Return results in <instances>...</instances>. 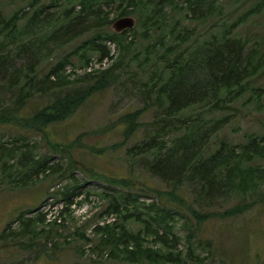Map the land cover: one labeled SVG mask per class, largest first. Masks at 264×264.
I'll use <instances>...</instances> for the list:
<instances>
[{
  "label": "trees",
  "instance_id": "trees-1",
  "mask_svg": "<svg viewBox=\"0 0 264 264\" xmlns=\"http://www.w3.org/2000/svg\"><path fill=\"white\" fill-rule=\"evenodd\" d=\"M181 1L186 4H180ZM239 1V7H242L248 0ZM28 5L30 9L24 11L25 7H19L8 16L0 9V90L11 92L9 106L0 110V124L14 122L10 120L13 116L22 126L36 130L68 119L90 97L118 82L120 72L117 74L115 69L123 63L122 58L99 75L88 72L73 78L75 76L67 72V68H75L69 64H75L71 54L77 53L76 50L57 59L40 75L37 61L43 53L41 49L44 46L53 49L47 51L46 55L50 56L57 49L95 32L78 46L80 50L88 51L82 55L85 68H89L92 54H97L99 61L112 57L108 42L116 43L126 57L134 44L126 39L135 36L136 27L121 32H108L105 28L123 16L145 18L146 23L141 26L144 28L143 39L148 44L138 65L143 67L151 63L154 54L159 63L150 68L147 81L140 79L144 107L120 115L116 122L100 130L111 129L121 122L125 125L123 135L127 140L141 126L148 129L150 125L149 137L129 147L127 155L133 163L142 161L150 177L165 187L157 189L148 185L150 191L157 194L150 192V196L157 198L153 201L144 200L137 192L104 191L109 205L101 212V218L114 215L115 220H104L102 225L98 222L93 230L100 236L103 248L111 247L110 257L114 259L133 263L146 261L148 264H187L191 256L196 260L192 244L187 246L189 251L185 259L178 250L179 236L175 227L179 220L184 219L185 225L192 221L202 225L213 218L238 217L253 207L254 201H249L247 194L264 184V167L253 164L257 158L264 159V136H250L247 142L240 144L232 143L220 134L232 121L230 110L238 111L234 104L244 96H247L244 106L264 110V84H257L264 78V30L258 34L238 33L252 17L264 12V0H251V4L232 21L222 18L225 11L222 0H30ZM173 10L184 11L186 18L205 23L217 14L211 27H218V30L200 41L197 27L190 28L178 18L169 22ZM155 36L156 39L151 40ZM140 55L137 53L132 59H138ZM37 95L50 96V101L29 117H17L16 114ZM154 106L161 109L156 117L150 123L141 121L143 113ZM206 113L211 114V118H206ZM84 133L71 144L55 143L54 146L62 153H71L72 146H85L81 138L88 132ZM213 140L217 147L212 150ZM24 147H28L23 152L28 158L23 163L26 166L33 159L32 144L16 146L14 143L9 147L0 144V151L12 156ZM47 161L44 158L33 164V176L48 174L60 167L58 162L50 165ZM3 164L9 166L6 161ZM99 175L113 189L115 186L133 187L129 176ZM58 193L55 192V196ZM233 193L244 194L245 199L222 210L198 208H208V200ZM78 195H82L81 190L77 195L73 190H66L63 202L55 200L47 204L53 207L52 219L48 217V211L42 209L21 211L3 229L0 240L25 246L31 244L23 242L24 238L35 243L38 235H44L46 240L52 234L58 235L56 226L62 225L65 212L78 204L75 200ZM163 200L170 208L159 205ZM57 205L61 207L55 208ZM173 206L178 210H173ZM182 207L191 215L182 214ZM129 221L142 223L144 231L129 230L125 225ZM15 223L20 226L19 230L11 229ZM76 234L85 239L84 230H77ZM187 235L190 238L195 235L194 227L189 228ZM148 237L169 249L145 246ZM131 243L133 248L129 246Z\"/></svg>",
  "mask_w": 264,
  "mask_h": 264
},
{
  "label": "rangeland",
  "instance_id": "rangeland-1",
  "mask_svg": "<svg viewBox=\"0 0 264 264\" xmlns=\"http://www.w3.org/2000/svg\"><path fill=\"white\" fill-rule=\"evenodd\" d=\"M44 1L47 2L48 0ZM29 2L30 0H0V9L3 15L8 16L19 7H25L24 11L30 9ZM240 3L239 0H222L225 7L222 18L234 20L238 13L251 4V0H248L242 7H239ZM180 4L185 5L186 3L181 1ZM131 16L135 18L134 27H136L137 32L135 36L132 35L126 39V42H134L130 53L124 57L126 54L122 55L121 48L114 47L117 50V60L123 58V63H120L121 66L119 65L115 69L117 74L120 72L118 82L108 86L105 91L90 97L68 119L51 123L46 128L36 130L35 128L24 127L16 121L18 118L11 115L10 120L14 122L0 124V144L3 146L9 147L14 143L16 146H22L26 143L33 145L31 151L33 159L26 166L23 163L28 158L23 152L28 147L21 148L20 151L16 150L12 156L0 151V234L21 211L53 209L47 204L55 200L63 202L66 190L67 192L73 190L75 195L78 191H82V195L75 197V200L78 201L77 205L81 209L75 211L71 207L69 212H65L64 218H62L63 224L56 226L59 228V230L57 229L58 235L52 234L47 240L44 235H38L35 243L33 240L28 239L27 241L24 238L23 242L31 244L25 246L21 244L10 245L0 240V264H148L146 261L133 263L111 258V247L103 248L100 243V236L95 234L93 230L95 225L104 219L101 218V212L109 205V199L104 195V191L108 193L115 191L137 192L143 195L144 200L153 201L157 198L153 195L150 196V192L157 194L155 191H150L148 185L155 186L157 189L165 187L159 180L150 177L142 161L133 163L127 155L129 147L135 143L143 142L149 137L152 128L150 125H148V129L141 126L127 140H124L123 129L125 125L121 122L116 123L111 129L100 130L116 122L120 115L144 107L145 101L141 91L140 79L142 82L147 81L150 77V68L159 63L156 58L157 54H154V60L151 63L139 67L138 63L144 58L146 54L144 48L148 44V41L143 39L142 31L144 28L141 26L146 23V20L145 18L138 19L135 15ZM176 18L182 20L184 25L190 28L197 27L200 41L218 30V27H211L218 18L217 14L208 18L205 23V21H192L186 18L184 11H171L169 22ZM105 30L114 31L113 23L107 26ZM263 30L264 12L252 17L244 26L240 27L238 33L241 35H246L247 32L258 34ZM94 34L95 32L84 35L57 49L50 56L46 55L47 51L53 49L44 46L41 49L43 53L39 55L37 61V68L41 70L40 75L44 74L57 59H61L66 54L76 50L77 53L71 54L75 64H69L75 68H67V72L75 76L73 78L81 77L88 72L99 75L112 67L117 60L98 66L94 63L95 60H98V55L92 54L90 61L93 63V67L90 71L85 68L82 55L87 54L88 51H85L84 48L80 50L78 46ZM155 39L156 36L151 40ZM49 46H52V43ZM76 47L78 48L76 49ZM137 53H141L139 58L132 59ZM64 72L67 74L65 70ZM257 84H264V78L259 80ZM10 95L11 92L7 93V91L0 90V110L9 106ZM155 95L153 93V97ZM246 98L247 96H244L234 104L238 111L230 110L233 112L231 113L233 114L232 121L220 133L221 137L229 139L232 143L244 144L250 136H257L258 138L264 136V110H259L250 105L244 106L243 102ZM49 101L50 96L37 95L16 115L17 117H29ZM160 110L159 107L154 106L148 112L143 113L140 120L150 123ZM205 116L211 118V114L206 113ZM84 132L88 133L85 134ZM83 133L85 135L81 139L82 145L85 146H72L71 153H62L54 146L55 143L71 144ZM115 144L118 145L114 147ZM216 147L217 142L213 140L211 149ZM44 158L48 160L47 163L50 165L58 162L60 167L48 174L33 176V164H36L38 160H44ZM5 161L8 162L9 166L5 167L3 164ZM253 164L264 167V159L257 158ZM99 173L116 177L129 176L133 180V187L119 188V186H115L113 189L108 186L109 183L100 178L102 175ZM66 186H68L67 189ZM55 192H59V195L55 196ZM246 198L249 201H254L253 207L238 217L213 218L203 222L202 225L192 221L185 225L184 219H180L179 215L177 216L180 219L175 227V232L179 236L178 250L182 252V257L185 259V254H188L189 251L187 246L192 244V251L197 256L196 260H194V256H191L187 264H264V184H261L256 191H250ZM244 199V194L233 193L226 197H216L213 201L208 200V208H200L198 204L195 206L201 210H222ZM159 205L169 207L165 200L161 201ZM59 207L61 206L57 205L55 208L58 209ZM176 207L173 206V210H178ZM182 208L183 211H180L182 214L191 215L187 208ZM117 219L119 220L118 214ZM119 223H122V220H119ZM125 225L133 232L144 231L143 224L139 222L129 221L125 222ZM191 227H194L195 230V235L192 238L187 235ZM11 229L19 230L20 226L15 223L12 224ZM77 230L85 231L84 240L76 234ZM146 242L145 246L149 245L154 248L163 246L161 249L164 251L169 249L160 242H156L155 238L148 237ZM129 246L133 248L134 244L131 243ZM157 264L164 263L159 262Z\"/></svg>",
  "mask_w": 264,
  "mask_h": 264
},
{
  "label": "built area",
  "instance_id": "built-area-1",
  "mask_svg": "<svg viewBox=\"0 0 264 264\" xmlns=\"http://www.w3.org/2000/svg\"><path fill=\"white\" fill-rule=\"evenodd\" d=\"M108 44H109L110 49H111V56L112 57L111 58H106L103 61L95 60L94 63L96 65H98V66L106 65V64H109L110 62H112L113 60L115 61L117 59V57H116L117 56V50L114 47H116L118 49H120V48L114 42H108ZM92 67H93V63L91 62L90 66H89V68H87V70L90 71V69ZM71 207L75 211H79L81 209L76 203L73 204ZM46 211H48V213H49L48 217H50L51 219L54 218V215L50 216L51 212H52L51 208L47 209ZM104 220H108L109 222H111V221L115 220V217H114V215H110L109 217H105L103 220L99 221V224H101V225L104 224ZM58 221L61 222V218H59Z\"/></svg>",
  "mask_w": 264,
  "mask_h": 264
},
{
  "label": "water",
  "instance_id": "water-1",
  "mask_svg": "<svg viewBox=\"0 0 264 264\" xmlns=\"http://www.w3.org/2000/svg\"><path fill=\"white\" fill-rule=\"evenodd\" d=\"M135 26V18L133 16H123L114 21L113 27L115 31L121 32L126 29H132Z\"/></svg>",
  "mask_w": 264,
  "mask_h": 264
}]
</instances>
